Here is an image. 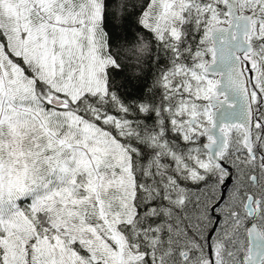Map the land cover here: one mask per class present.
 <instances>
[{
  "label": "snow or ice",
  "instance_id": "1",
  "mask_svg": "<svg viewBox=\"0 0 264 264\" xmlns=\"http://www.w3.org/2000/svg\"><path fill=\"white\" fill-rule=\"evenodd\" d=\"M0 264H264V0H0Z\"/></svg>",
  "mask_w": 264,
  "mask_h": 264
}]
</instances>
